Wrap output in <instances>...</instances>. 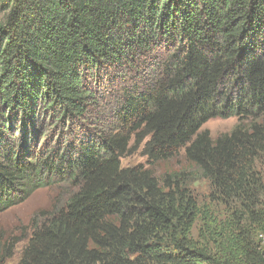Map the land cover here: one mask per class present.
I'll use <instances>...</instances> for the list:
<instances>
[{"label":"trees","instance_id":"16d2710c","mask_svg":"<svg viewBox=\"0 0 264 264\" xmlns=\"http://www.w3.org/2000/svg\"><path fill=\"white\" fill-rule=\"evenodd\" d=\"M213 117L236 123L213 138ZM180 154L223 219L195 172L156 171ZM46 176L72 191L0 235V264H264V0H0V208Z\"/></svg>","mask_w":264,"mask_h":264},{"label":"rangeland","instance_id":"374dc122","mask_svg":"<svg viewBox=\"0 0 264 264\" xmlns=\"http://www.w3.org/2000/svg\"><path fill=\"white\" fill-rule=\"evenodd\" d=\"M107 79L108 78L105 76V81L99 82L100 92L104 97V100L100 102V107L97 110L99 114H102V116L109 113V101L111 100L110 96L112 97L113 95L111 85L109 86ZM108 120L109 118H106L102 124L99 123L94 127L102 129L104 126L106 127ZM235 123V117H213L204 123L202 130L208 131V133L214 138L222 133L230 131ZM60 137L61 135L58 136L55 132L46 130V134H40L39 140L37 142L35 141L36 148L41 147L42 143L46 145L49 140L56 142ZM141 152L142 145L136 146V151L133 154L122 158V164L124 166L135 165L138 163L145 164L147 159H145ZM166 170H190L195 172V170L191 169V167H189V165L184 161L182 154L170 159L169 161L160 162L156 165V171L158 174H162ZM45 178L47 183L50 180L54 181L50 177L46 176ZM187 185L200 206L206 205L207 207H210L211 211L217 216L216 218H224L223 214L225 213L226 206L217 201L211 203L210 195L213 193V190L208 180L204 179L198 172H195L194 177L187 182ZM70 191H72L71 186L65 182H57L55 180V182H51L50 184L48 183V185L46 184L42 188L35 190L30 197L19 200L11 204L10 207L6 206L4 208H0V235L6 238L11 235L19 236L24 230L25 232H28L32 228V221L36 218L39 211L50 208L57 195H59L60 200H63ZM210 229L211 226H206L201 221H198L193 227L192 236L201 244H207V242L210 241ZM17 257L18 253L14 256V258L9 260L10 264L15 262Z\"/></svg>","mask_w":264,"mask_h":264},{"label":"built area","instance_id":"2783aa9c","mask_svg":"<svg viewBox=\"0 0 264 264\" xmlns=\"http://www.w3.org/2000/svg\"><path fill=\"white\" fill-rule=\"evenodd\" d=\"M264 238V237H263Z\"/></svg>","mask_w":264,"mask_h":264}]
</instances>
